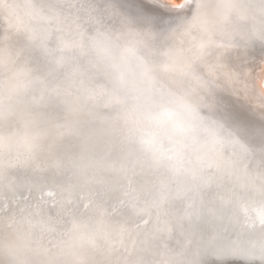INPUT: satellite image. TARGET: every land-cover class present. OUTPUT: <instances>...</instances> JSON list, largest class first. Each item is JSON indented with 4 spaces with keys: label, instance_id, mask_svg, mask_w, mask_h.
I'll return each instance as SVG.
<instances>
[{
    "label": "water",
    "instance_id": "obj_1",
    "mask_svg": "<svg viewBox=\"0 0 264 264\" xmlns=\"http://www.w3.org/2000/svg\"><path fill=\"white\" fill-rule=\"evenodd\" d=\"M233 2L250 7V11L248 8L238 9V18L234 21L241 20L242 24L233 23L227 28V34L217 33L211 37V42L196 30L177 29L167 37L158 53L159 59L167 61L171 58L177 65L191 64L198 67L202 75L226 83L219 73H214L213 77V71L214 66L229 65L221 59L232 55L231 49H243L241 54L233 51L234 57L235 54L251 57L262 52L260 43L255 45L253 40H247L248 46L243 47L232 39L238 34L241 40L252 26L250 22H256L260 27L259 5L253 0ZM140 3L141 0H0L9 19H21L18 27L8 26L7 35L0 36V178L4 182L0 184V203L5 206L0 210L17 211L10 221L0 220V264H105L102 255L105 248L111 252L109 259L115 264H122L124 260L134 261L142 256L151 258L145 247L155 232L169 230L171 247L180 242L184 221L180 219L182 213L171 202L136 208L120 205L121 201L128 199L126 181L117 180L111 166L115 162L118 166L127 167L130 162L117 159L119 145L105 133V128L112 125L123 131L127 124L124 120H114L111 108L100 99H88L87 94L89 89L108 87L106 63L89 46V39L98 28L110 31L116 39L120 35L121 18L125 14L134 15ZM37 5L44 6L46 14H58V18L39 20L35 16ZM50 5L53 7L49 8ZM29 28L36 30V41H27L25 32ZM232 30L238 32H230ZM4 33L5 27L0 22V34ZM228 40L233 42L232 46L220 47ZM125 43L122 36L116 39L119 47ZM202 43L206 47L200 51ZM25 44H28L30 57L20 51ZM45 47L60 48L65 57L64 62L51 67L50 72L43 69L49 59ZM119 47L114 53L117 58ZM3 67L6 69L3 70ZM154 75L160 84L181 94L189 93L186 96L189 103L200 107L204 114H211L213 119L220 120L223 123V128L219 129L221 136L231 133L239 139L250 138L254 148L247 159L231 149L214 157L210 146L197 153L191 147L181 149L179 145H170L165 139V147L182 150L193 166L198 158L219 165L211 177L212 188L202 195L226 196L229 188L247 184L253 176L259 178L264 171L261 167L260 139L258 135L250 137L248 129L258 130L262 124H251L246 117L237 115L234 109L247 111L248 108L249 113L245 116L259 121L264 120L262 116L235 99L232 93L224 91L220 83H217L214 100L207 106L195 82L178 70L166 71L161 66ZM52 90L60 95H50ZM126 111L129 121L136 119L134 112L127 107ZM63 122L85 130L90 137L87 145L77 135L59 136L56 126ZM30 146L31 163L22 168L16 162L29 155ZM81 153L91 164L85 172L60 173L53 169L54 160L67 163L79 159ZM22 174L35 178L31 191L20 185ZM92 177L109 183H92ZM140 178L147 184L160 179L147 168L141 172ZM137 194L142 195L143 188L137 186ZM20 203L24 204L21 206ZM67 204L87 217L83 223L88 227L81 229V221H76L74 215L67 222L65 217L73 214H69ZM22 212L29 218H21ZM145 220L148 223H144ZM45 221L49 225H43ZM62 221L66 225H62ZM42 225L45 227L42 228ZM13 227L17 232L11 230ZM92 236L96 238V248L89 245ZM229 237L235 238L231 233ZM156 259L170 264L175 256L161 249ZM226 264H242V261L228 258Z\"/></svg>",
    "mask_w": 264,
    "mask_h": 264
},
{
    "label": "snow or ice",
    "instance_id": "obj_2",
    "mask_svg": "<svg viewBox=\"0 0 264 264\" xmlns=\"http://www.w3.org/2000/svg\"><path fill=\"white\" fill-rule=\"evenodd\" d=\"M35 7V16L39 20L58 18L52 13L46 14L44 6ZM175 7L181 11H174L173 6L160 3V0H141L134 15L125 14L121 18L120 35L116 39L122 36L126 40L123 47L116 44L110 31H101L99 28L88 41L97 57L106 63L108 79L107 88L104 86L99 90H87L88 99L102 100L113 110L114 120H124L127 124L123 131L112 125L105 128V133L119 145L117 159L130 162L127 167L118 166L115 162L111 166L113 176L117 180L126 181L128 199L121 201L120 205L136 208L145 204L158 206L162 202H171L182 213L180 219L184 221V227L180 230L181 240L175 247L169 245L172 239L169 230L155 232L145 247V252L151 258L142 256L134 261L124 260L122 264H169L166 260L156 259L161 249L175 256L170 264H226L228 258L239 259L242 264H264V171L259 178L253 176L247 184L229 188L226 196H205L202 193L212 188L211 177L219 165L198 158L193 166L182 150L164 145L166 139L170 145H179L181 149L191 147L197 153L210 146L214 157L231 149L247 159L254 151L250 138L239 139L231 133L221 136L219 129L223 128V123L220 120L213 119L211 114L206 115L200 107L189 103L186 100L189 93L181 94L160 84L154 75L161 66L166 71L178 70L184 77L195 82L204 94L205 104L210 106L217 88L216 81L202 75L201 70L191 64L177 65L171 58L161 61L158 53L170 33L180 28L189 32L196 30L207 37L209 42L217 33L227 34V28L238 18L241 6L233 0H221L216 5L218 11L214 19L206 18L204 9L207 5L203 0H191L190 3ZM260 12V27H256L253 22L248 33L241 40L235 41V44L247 47V40H259L264 62V0L260 2ZM25 35L27 41L38 39L35 29H27ZM232 44L228 40L227 43H221L220 47ZM118 47L117 58L114 53ZM205 47V44H200V51ZM27 48L28 44H25L20 51L27 53ZM45 53L49 58L43 65L45 71L50 72L51 67L65 60L60 48L45 47ZM27 55L30 57L31 53ZM50 95L59 96L60 93L52 90ZM126 107L136 114L135 120H128ZM261 115L264 118V113ZM56 128L59 136H80L85 145L90 138L85 130L70 122L59 123ZM248 131L250 137L259 136L261 167L264 168V124L258 130ZM31 160L30 146L29 155L16 163L23 168ZM52 166L60 173L85 172L91 164L86 161L85 154L81 153L77 160L66 163L57 159ZM145 168L155 172L159 181L152 184L144 182L140 177ZM19 182L31 191L36 180L28 174H22ZM90 182L99 185L109 183L96 177L90 178ZM3 183L0 178V184ZM137 186L143 188L142 195L137 194ZM87 206L84 205L85 208ZM0 208L5 206L0 203ZM72 211L69 209V214ZM229 233L235 238H230ZM88 242L91 247H97L95 236L90 237ZM102 255L105 264H115V261L109 259L111 252L107 248Z\"/></svg>",
    "mask_w": 264,
    "mask_h": 264
},
{
    "label": "bare ground",
    "instance_id": "obj_3",
    "mask_svg": "<svg viewBox=\"0 0 264 264\" xmlns=\"http://www.w3.org/2000/svg\"><path fill=\"white\" fill-rule=\"evenodd\" d=\"M7 1V0H6ZM161 3L164 4H168L170 6H173L174 10H178L181 11V9H179L178 5L181 4H186V3H190L191 0H160ZM203 2L205 4H207V7L204 9V12L206 14V18L207 19H214L215 17V13L218 11L216 8V5L219 4L221 2V0H203ZM253 2L256 5H259V11H260V2L261 0H253ZM243 9L248 8V10L250 11V7L247 6L246 4H238ZM57 17L59 16L58 14H55ZM259 15L261 17V12H259ZM0 22L1 25L3 27H5V33L0 34V36H6L8 32L6 29L9 30L10 26L11 28L14 27H18L20 25V18H12L9 19L8 18V14L6 11H4L0 5ZM237 22L234 21V24L237 25V23L242 24L243 22L241 20H236ZM245 21V20H244ZM250 24L253 25L252 22H250ZM256 27H259L258 24L255 22ZM252 27V26H251ZM250 27V28H251ZM230 32H238L236 30H232ZM240 35H235V37H232L233 40L236 41L240 40L239 38ZM255 42V45H259V40H253ZM234 48V47H233ZM232 50V55H229L227 58H222L221 62H227L229 65L226 66H222V65H217L214 66V71H213V77H214V73H219L222 76H224V78L226 79V83H223L220 81H217V79L214 77L213 80L216 81L217 83H220L223 85V90L224 91H228L229 93H232V95L234 96L235 99L242 101L243 103L246 104L247 107L249 108H253L254 111H256L257 115L262 116L261 114L264 113V62H262V52H260L259 54H254L253 56H242V55H238L235 54L236 57H234V52H238L241 54V51L243 49H231ZM244 52V51H243ZM252 55V54H251ZM6 69L3 67V70ZM218 69V70H215ZM182 75V74H181ZM204 95V94H203ZM222 110V108H221ZM245 110H241V108L238 109H234V112L237 115H240L242 117H246L247 119L250 120L251 124H264V120L263 121H259L256 120L254 118H250L248 116H245V114L249 113L248 108ZM245 112V113H244ZM259 119V118H257ZM262 120V119H260ZM41 167H44L43 165H41ZM47 181H50V179L48 177H45ZM21 206L24 203H20ZM67 209H71V205L67 204ZM31 209L33 210L34 207L31 206ZM72 215H67L65 218L67 220V222L69 223L70 220L69 218L71 216L74 215V218L76 219V221H81L80 222V228L84 229L86 226L83 221L86 220V216L84 214H78V210L72 208ZM49 211V209H48ZM53 212V211H52ZM17 214V211L14 212V210L9 209V210H0V220H4V221H10V219L12 217H15ZM21 218L27 219L29 218L27 216V214L25 212L21 213ZM19 218V217H18ZM69 220V221H68ZM16 222H18V219H15ZM43 221V220H42ZM44 222V221H43ZM62 225H64L65 223L62 221L61 222ZM43 225H49L47 221H45V224L43 223ZM61 225V226H62ZM66 225V224H65ZM75 225H77L75 223ZM11 230L17 232V229L15 227L11 228ZM8 233V232H7ZM14 234V232H13Z\"/></svg>",
    "mask_w": 264,
    "mask_h": 264
}]
</instances>
